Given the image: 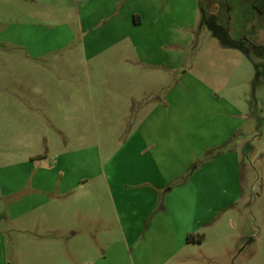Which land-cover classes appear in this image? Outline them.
Instances as JSON below:
<instances>
[{
  "label": "rangeland",
  "instance_id": "374dc122",
  "mask_svg": "<svg viewBox=\"0 0 264 264\" xmlns=\"http://www.w3.org/2000/svg\"><path fill=\"white\" fill-rule=\"evenodd\" d=\"M109 1L0 0V264H264V0ZM133 53L143 138L105 86Z\"/></svg>",
  "mask_w": 264,
  "mask_h": 264
},
{
  "label": "crops",
  "instance_id": "0c3cea01",
  "mask_svg": "<svg viewBox=\"0 0 264 264\" xmlns=\"http://www.w3.org/2000/svg\"><path fill=\"white\" fill-rule=\"evenodd\" d=\"M106 3L111 4V1L106 0ZM81 10L83 11V7H81ZM81 14L82 13L78 14L80 25H82ZM129 15L132 16V21H134V23L139 18L138 17L139 14L136 12H130ZM141 15L143 16L142 13ZM141 21L142 23L144 22L143 18H141ZM141 21L139 20L138 21L139 23L137 22V24L138 25L141 24ZM40 27L43 28L42 26ZM60 28L61 29L64 28V25L59 27L57 31H54L53 29H50V28H43L48 33V37L45 43H42L39 45L40 50L29 51V48H30L29 42L22 41V40L19 42L26 46V52L28 53V55L32 57H37V56L39 57L41 54L51 52L52 48H50L51 47L50 43L53 42L54 39L59 38V34H61ZM157 55L158 56L156 57L153 53L150 54V57H151L149 58L150 60L156 59V60L150 61V63L152 62V64H155L156 61L160 59L162 65H164L163 63L164 54H160V55L157 54ZM139 59H140L139 54L133 53L131 57H128L127 60H125V63L123 65L114 69V71L116 72L115 76H110L105 86L108 85V87L111 88V90H114L116 92L115 101H119L118 104L122 106H129V107L144 106L147 108L144 111L143 114L145 115L142 117L141 120H139V118H136V117H135L136 119L134 120L138 124H137L136 130L133 133V136L139 135V137L143 138V136L153 134V132L163 133L165 131V126L167 125L168 115L165 114L163 103L166 102L167 104H169V100H168L167 95H165V97L158 96L157 98H154L153 97L154 90L149 91L150 89L148 87L144 86L140 89L139 80H145V78H140ZM160 71L166 74L165 70L164 71L160 70ZM57 88L61 92L59 94V98L62 100V102L66 106H71L72 100L68 99V93H70L67 90L68 87L66 88L65 96H63L64 95L63 90H61L58 85H57ZM61 96H63V98H61ZM108 99L110 102L111 98H108ZM145 155H147V153H143V156ZM211 169L213 168L211 167ZM47 170L52 171V168H47ZM47 178L44 179V176H41L39 178L40 181L35 179V181L33 182L34 192H40L44 194L43 197H41L39 194L34 197H30V196H27V197H30V199L34 198L35 200L37 199L39 200L40 198H43V201L39 202L38 204L42 202H47L49 204L48 206H51L53 199L47 197L46 195L49 194L50 191L53 190L54 186L51 185V182L53 179L49 181V179ZM146 178L147 176L146 177L142 176L140 183L146 182L151 187V196H149L151 200L156 199L157 196L160 194V192H162V190L167 192L171 189V187L166 186L167 182L165 179L155 180L153 178L151 179H146ZM50 215H51V210H50Z\"/></svg>",
  "mask_w": 264,
  "mask_h": 264
}]
</instances>
